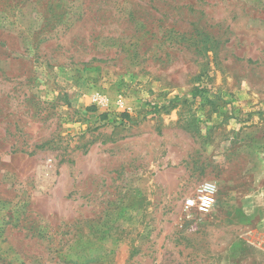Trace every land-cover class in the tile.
Here are the masks:
<instances>
[{"label":"rangeland","instance_id":"374dc122","mask_svg":"<svg viewBox=\"0 0 264 264\" xmlns=\"http://www.w3.org/2000/svg\"><path fill=\"white\" fill-rule=\"evenodd\" d=\"M0 264H264V0H0Z\"/></svg>","mask_w":264,"mask_h":264},{"label":"built area","instance_id":"2783aa9c","mask_svg":"<svg viewBox=\"0 0 264 264\" xmlns=\"http://www.w3.org/2000/svg\"><path fill=\"white\" fill-rule=\"evenodd\" d=\"M95 103H99L101 106H108L109 100L104 97H95ZM206 185H210L214 188V191L208 192ZM217 194L216 186L211 182H202L194 190L192 195L187 196L182 202V208L185 212H197L201 214H207L211 211L215 203V198ZM208 197L211 201L209 204L204 203V198ZM191 202V203H189Z\"/></svg>","mask_w":264,"mask_h":264},{"label":"clouds","instance_id":"9594fccd","mask_svg":"<svg viewBox=\"0 0 264 264\" xmlns=\"http://www.w3.org/2000/svg\"><path fill=\"white\" fill-rule=\"evenodd\" d=\"M205 187H206V189H207L208 192H212V191H214V188H213L212 186H210V185H206ZM210 202H211V201L209 200L208 197H205V198H204V203H205V204H209ZM189 203H191V202H189Z\"/></svg>","mask_w":264,"mask_h":264},{"label":"trees","instance_id":"16d2710c","mask_svg":"<svg viewBox=\"0 0 264 264\" xmlns=\"http://www.w3.org/2000/svg\"><path fill=\"white\" fill-rule=\"evenodd\" d=\"M193 97H195V93H192ZM122 117V116H121Z\"/></svg>","mask_w":264,"mask_h":264}]
</instances>
